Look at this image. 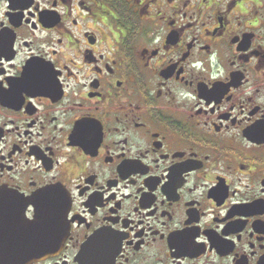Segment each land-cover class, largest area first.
<instances>
[{
    "label": "flooded vegetation",
    "instance_id": "flooded-vegetation-1",
    "mask_svg": "<svg viewBox=\"0 0 264 264\" xmlns=\"http://www.w3.org/2000/svg\"><path fill=\"white\" fill-rule=\"evenodd\" d=\"M0 76L6 246L264 264V0H0Z\"/></svg>",
    "mask_w": 264,
    "mask_h": 264
},
{
    "label": "water",
    "instance_id": "water-1",
    "mask_svg": "<svg viewBox=\"0 0 264 264\" xmlns=\"http://www.w3.org/2000/svg\"><path fill=\"white\" fill-rule=\"evenodd\" d=\"M62 195L60 192L56 189L51 190L50 192H45L41 194L39 198V203H41V200H44V198L50 199L52 201L56 200L59 201V199ZM46 204L48 206L53 205L55 206L56 203L46 201ZM44 205V203H43ZM23 232L25 230H36V229H30L26 224L22 225ZM39 241L35 238H24V244L22 245L21 242H19L18 245L14 244L12 246H6L5 241L0 239V264H33L36 263V261H39V259L46 257L48 253H37L29 250H33L32 248H35L38 246ZM23 246V247H22ZM24 249V252L21 250ZM21 250L20 253H18Z\"/></svg>",
    "mask_w": 264,
    "mask_h": 264
},
{
    "label": "snow or ice",
    "instance_id": "snow-or-ice-1",
    "mask_svg": "<svg viewBox=\"0 0 264 264\" xmlns=\"http://www.w3.org/2000/svg\"><path fill=\"white\" fill-rule=\"evenodd\" d=\"M2 81H3V77L0 76V89H2L5 86Z\"/></svg>",
    "mask_w": 264,
    "mask_h": 264
}]
</instances>
